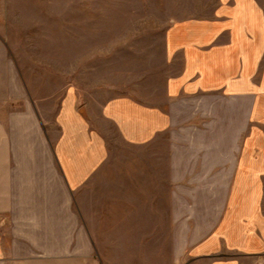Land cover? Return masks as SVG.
Masks as SVG:
<instances>
[{
    "label": "crops",
    "instance_id": "0c3cea01",
    "mask_svg": "<svg viewBox=\"0 0 264 264\" xmlns=\"http://www.w3.org/2000/svg\"><path fill=\"white\" fill-rule=\"evenodd\" d=\"M163 4L160 62L137 89L81 100L68 87L53 134L40 115L2 113L0 264H41L24 243L100 242L90 228H128V243L160 228L151 243L173 264H264V0Z\"/></svg>",
    "mask_w": 264,
    "mask_h": 264
},
{
    "label": "rangeland",
    "instance_id": "374dc122",
    "mask_svg": "<svg viewBox=\"0 0 264 264\" xmlns=\"http://www.w3.org/2000/svg\"><path fill=\"white\" fill-rule=\"evenodd\" d=\"M167 8L163 0H0V38L3 57L7 46L9 65L7 83L0 81V117L6 107L11 112L24 109L26 116L40 115L46 132L53 134L50 122L68 87L76 89L81 100L137 89L160 62L161 52L155 47L160 28L168 21ZM146 46L152 49H143ZM5 85L8 105L1 98ZM22 89L23 101H14V91L20 94ZM106 134L116 137L113 131ZM172 229L168 228L169 243ZM90 230L100 242L22 245L25 254L40 257L41 264H72L86 248L95 264H173L170 244L155 249L151 243L160 239L159 233L155 235L160 228H152L148 243L140 235L145 228H137L136 243L124 241L128 228ZM112 233L120 242H106Z\"/></svg>",
    "mask_w": 264,
    "mask_h": 264
}]
</instances>
